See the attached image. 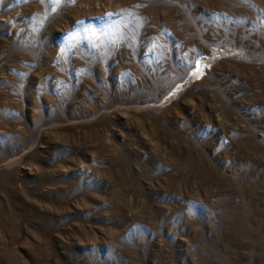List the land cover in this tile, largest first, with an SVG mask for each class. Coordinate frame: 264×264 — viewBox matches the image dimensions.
I'll use <instances>...</instances> for the list:
<instances>
[{
	"label": "rangeland",
	"instance_id": "rangeland-1",
	"mask_svg": "<svg viewBox=\"0 0 264 264\" xmlns=\"http://www.w3.org/2000/svg\"><path fill=\"white\" fill-rule=\"evenodd\" d=\"M0 264H264V0H0Z\"/></svg>",
	"mask_w": 264,
	"mask_h": 264
}]
</instances>
